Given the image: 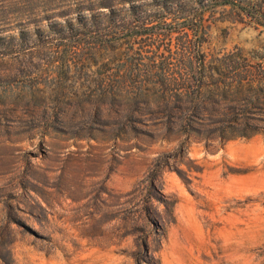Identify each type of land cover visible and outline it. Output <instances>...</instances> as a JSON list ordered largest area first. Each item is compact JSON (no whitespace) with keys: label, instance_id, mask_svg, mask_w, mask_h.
Here are the masks:
<instances>
[{"label":"rangeland","instance_id":"1","mask_svg":"<svg viewBox=\"0 0 264 264\" xmlns=\"http://www.w3.org/2000/svg\"><path fill=\"white\" fill-rule=\"evenodd\" d=\"M92 1L0 0V264H264V0Z\"/></svg>","mask_w":264,"mask_h":264},{"label":"trees","instance_id":"2","mask_svg":"<svg viewBox=\"0 0 264 264\" xmlns=\"http://www.w3.org/2000/svg\"><path fill=\"white\" fill-rule=\"evenodd\" d=\"M96 3V7H108L109 9H111V12L113 11V7H112V3L111 0H93L92 3L94 4ZM91 9V8H89Z\"/></svg>","mask_w":264,"mask_h":264}]
</instances>
